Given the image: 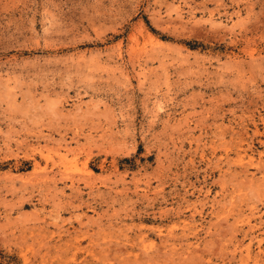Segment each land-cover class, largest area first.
I'll list each match as a JSON object with an SVG mask.
<instances>
[{"label":"rangeland","instance_id":"rangeland-1","mask_svg":"<svg viewBox=\"0 0 264 264\" xmlns=\"http://www.w3.org/2000/svg\"><path fill=\"white\" fill-rule=\"evenodd\" d=\"M0 264H264V0H0Z\"/></svg>","mask_w":264,"mask_h":264}]
</instances>
